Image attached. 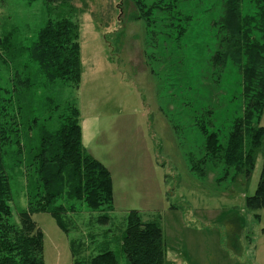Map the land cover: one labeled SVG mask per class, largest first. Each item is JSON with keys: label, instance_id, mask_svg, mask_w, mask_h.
<instances>
[{"label": "rangeland", "instance_id": "rangeland-1", "mask_svg": "<svg viewBox=\"0 0 264 264\" xmlns=\"http://www.w3.org/2000/svg\"><path fill=\"white\" fill-rule=\"evenodd\" d=\"M137 1L147 7L158 2L74 0V7L86 9L75 17L80 23L81 84L47 82L46 90L34 91L40 125L49 112L43 110L45 95L60 107L52 112L48 127L59 125L65 103L81 107L89 127L87 148L108 166L115 189L111 211L77 202L76 211L65 215L69 232L47 212L33 215L44 233L45 264H73V241L82 260L109 248L119 264H130L122 240L131 210H138L143 220L161 223L168 256L177 258L176 264H264V208L246 206V196L255 193L260 180L263 154H258L249 180L243 175L233 180L235 169L221 162H210L202 176L189 163L190 153L202 156V125L219 130L224 141L243 112L240 74L211 66L217 49L213 23L221 17L222 3L177 0V9H195V14L186 33L176 38L165 35L168 30L157 10L150 28L144 18L134 17L143 11ZM47 18L44 0H0L1 32L23 44L33 41ZM10 62L1 70L7 86L16 73ZM260 124L264 126V113ZM38 130L32 129L31 138L36 139ZM21 140L25 144V134ZM25 146L22 151L8 147L5 155L17 223L28 206ZM161 198L176 209H160ZM103 214L109 221H99ZM178 218L184 221L180 224Z\"/></svg>", "mask_w": 264, "mask_h": 264}, {"label": "trees", "instance_id": "trees-1", "mask_svg": "<svg viewBox=\"0 0 264 264\" xmlns=\"http://www.w3.org/2000/svg\"><path fill=\"white\" fill-rule=\"evenodd\" d=\"M73 1L44 0L48 18L30 44L1 32L0 19V264H45L44 233L33 219L35 213L51 214L58 226L69 232L65 215L76 211L77 202L90 209L114 208L111 171L84 146L80 108L65 103L56 128L48 127L52 112L60 109L58 104L53 105V97H43L44 113L49 111L43 124L40 125L34 113V91L43 86L46 90L47 82H68L75 87L81 84L80 23L75 17L86 9L74 7ZM162 1L149 7L141 1L135 2L143 11L134 17L144 18L150 28L156 22L152 15L157 10L168 30L165 35L183 36L194 21L195 9L184 11L177 9V0ZM220 1L223 11L213 23L217 28V49L211 55V66L217 72L232 68L240 74L243 112L233 121L224 141L219 130L211 131L202 125L205 138L202 156L197 158L190 153L189 163L191 170L202 176L210 162H221L227 169H235L233 180L240 175L249 180L261 152L260 180L255 193L246 196V206L256 210L264 208V126L260 124L264 113V0ZM56 9L61 15H57ZM10 61L15 63L16 73L7 86L2 81L1 70ZM33 128H39L36 139L30 135ZM24 134L25 144L21 140ZM13 146L18 151L25 146L29 152L28 206L20 213L19 223L13 220L10 205L13 189L5 170L6 149ZM16 154L19 157L21 153ZM17 159L19 163L22 161ZM109 219L108 214L99 217L101 223ZM122 244L130 264H176L167 259L161 223L157 219L143 220L138 210L127 215ZM76 245V241L71 242L73 264H119L116 252L109 248L82 260L77 257L80 248Z\"/></svg>", "mask_w": 264, "mask_h": 264}, {"label": "crops", "instance_id": "crops-1", "mask_svg": "<svg viewBox=\"0 0 264 264\" xmlns=\"http://www.w3.org/2000/svg\"><path fill=\"white\" fill-rule=\"evenodd\" d=\"M79 108H80V111H81V125H82V132H83V143H84V146L87 148L88 146H87V142H89L90 141V137H88L86 134H87V130H89V127H88V121H85V117H84V115H83V110L81 109V107L79 106ZM85 123H87V124H85ZM87 150H88V148H87ZM89 151V150H88ZM90 152V151H89ZM91 153V152H90ZM92 154V153H91ZM94 155V154H93ZM95 156V155H94ZM96 157V156H95ZM113 186H114V181H113ZM141 187V186H140ZM114 193H115V189H114ZM162 196V195H161ZM165 203H166V205H165ZM161 208L160 209H163V207H165V209L166 210H172V209H176V207H172L171 206V204L169 203V201H168V199H167V202H164V200L161 198ZM162 205H165V206H162ZM173 205V204H172ZM178 223H180L181 224V222H182V220L183 219H181V218H178ZM184 221V220H183ZM173 223H175V220L173 219ZM162 226V225H161ZM163 232H164V236H165V239L167 238V236H166V232L163 230ZM165 247H166V254H167V259L169 260V261H172V262H174V263H176V261H177V258H175V257H169L168 256V253H169V251H168V248H167V245H166V240H165Z\"/></svg>", "mask_w": 264, "mask_h": 264}]
</instances>
